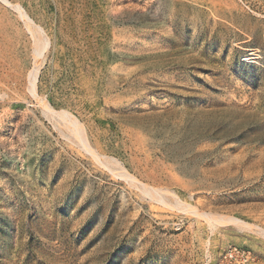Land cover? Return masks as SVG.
Listing matches in <instances>:
<instances>
[{"label": "rangeland", "instance_id": "rangeland-1", "mask_svg": "<svg viewBox=\"0 0 264 264\" xmlns=\"http://www.w3.org/2000/svg\"><path fill=\"white\" fill-rule=\"evenodd\" d=\"M0 264H264V0H0Z\"/></svg>", "mask_w": 264, "mask_h": 264}, {"label": "bare ground", "instance_id": "bare-ground-1", "mask_svg": "<svg viewBox=\"0 0 264 264\" xmlns=\"http://www.w3.org/2000/svg\"><path fill=\"white\" fill-rule=\"evenodd\" d=\"M4 1V0H3ZM22 12V11H21ZM22 14V17L24 18V20L25 21H27V23L29 24V25H31L32 23L30 22L31 20H29V17H27L26 16V14L24 13H21ZM33 29V28H32ZM41 32V31H40ZM38 36V35H37ZM44 41V40H43ZM46 42V41H45ZM44 46V45H43ZM39 47H41V49L43 48L42 47V41H39ZM41 49H40V51H41ZM46 49V48H45ZM42 50H44V48L42 49ZM39 51V50H38ZM43 52V51H42ZM39 53V52H38ZM37 57H38V55H37ZM42 57V56H41ZM40 59V58H39ZM30 75H32V73L30 74ZM35 75H36V71L33 73V75H32V77H31V80L29 79V81L31 82V89H32V91H35L34 90V86H35ZM35 97V96H34ZM43 106V105H42ZM45 106V105H44ZM47 111V110H46ZM47 112H50V111H47ZM59 115L61 116V118H67L68 116L65 114V113H59ZM68 123V122H67ZM72 123V126H74V129H75V133H76V136H77V138L78 139H80V141H81V146L83 147V149L85 148L86 150H89L88 149V146H87V144H86V141H85V139H84V135H83V131H82V128L80 127V126H78L77 124V122L76 121H72L71 120V122H70V124ZM94 155V154H93ZM120 175L122 176V177H124L126 180H130L131 182H133V177L132 176H130V175H128L127 173H125V172H121L120 173ZM142 190L145 192L144 194H147L148 196H152V197H155V198H157L158 200H162L163 199V197H162V194L160 193V191H159V189H155V188H148V187H144L143 186V188H142ZM178 205L181 207V208H185L186 206H184V204L183 203H180V202H178ZM185 211H188V212H190V213H192V214H194V215H199V216H204L205 218H208V216L207 215H205V214H199L197 211H196V209H186ZM213 219V218H212ZM234 219V218H233ZM233 219H228V222H235V219L233 220ZM234 259H236V257L234 256Z\"/></svg>", "mask_w": 264, "mask_h": 264}, {"label": "built area", "instance_id": "built-area-1", "mask_svg": "<svg viewBox=\"0 0 264 264\" xmlns=\"http://www.w3.org/2000/svg\"><path fill=\"white\" fill-rule=\"evenodd\" d=\"M249 253H246L241 250L232 249L227 252V254L223 257L225 261H230L234 259L235 257H238L241 261L246 262L249 259Z\"/></svg>", "mask_w": 264, "mask_h": 264}]
</instances>
